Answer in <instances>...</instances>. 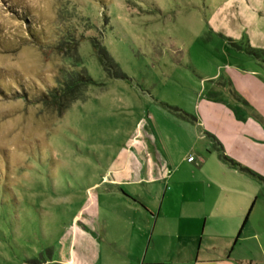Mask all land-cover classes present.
Wrapping results in <instances>:
<instances>
[{
    "label": "rangeland",
    "instance_id": "374dc122",
    "mask_svg": "<svg viewBox=\"0 0 264 264\" xmlns=\"http://www.w3.org/2000/svg\"><path fill=\"white\" fill-rule=\"evenodd\" d=\"M234 63L264 74V0H0V264L66 255L86 191L111 201L93 185L136 92L171 101Z\"/></svg>",
    "mask_w": 264,
    "mask_h": 264
},
{
    "label": "crops",
    "instance_id": "0c3cea01",
    "mask_svg": "<svg viewBox=\"0 0 264 264\" xmlns=\"http://www.w3.org/2000/svg\"><path fill=\"white\" fill-rule=\"evenodd\" d=\"M241 64L171 101L136 92L133 127L93 185L111 201L88 189L67 254L44 264H75L72 238L95 264H264V74Z\"/></svg>",
    "mask_w": 264,
    "mask_h": 264
},
{
    "label": "trees",
    "instance_id": "16d2710c",
    "mask_svg": "<svg viewBox=\"0 0 264 264\" xmlns=\"http://www.w3.org/2000/svg\"><path fill=\"white\" fill-rule=\"evenodd\" d=\"M113 77H115V78H121V79H128L125 75H123L121 72H117L116 74H114L113 75ZM87 83V82H86ZM89 83V82H88ZM59 95V94H58ZM58 95L56 94H54V96H53V102H57L58 101ZM173 111H177V112H179L180 111V113L181 114H184V115H187L186 113H184V112H182L180 109H178L177 107H174V106H169Z\"/></svg>",
    "mask_w": 264,
    "mask_h": 264
},
{
    "label": "built area",
    "instance_id": "2783aa9c",
    "mask_svg": "<svg viewBox=\"0 0 264 264\" xmlns=\"http://www.w3.org/2000/svg\"><path fill=\"white\" fill-rule=\"evenodd\" d=\"M193 159H194L193 155L188 156V160H193Z\"/></svg>",
    "mask_w": 264,
    "mask_h": 264
}]
</instances>
